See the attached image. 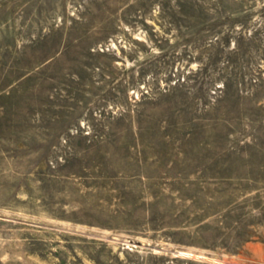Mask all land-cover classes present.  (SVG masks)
Segmentation results:
<instances>
[{
    "label": "rangeland",
    "instance_id": "obj_1",
    "mask_svg": "<svg viewBox=\"0 0 264 264\" xmlns=\"http://www.w3.org/2000/svg\"><path fill=\"white\" fill-rule=\"evenodd\" d=\"M0 264H264V0H0Z\"/></svg>",
    "mask_w": 264,
    "mask_h": 264
}]
</instances>
